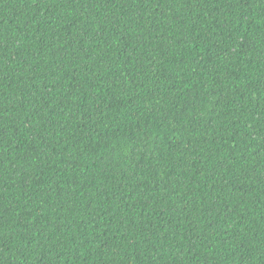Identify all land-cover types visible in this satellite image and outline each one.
<instances>
[{
    "label": "trees",
    "instance_id": "trees-1",
    "mask_svg": "<svg viewBox=\"0 0 264 264\" xmlns=\"http://www.w3.org/2000/svg\"><path fill=\"white\" fill-rule=\"evenodd\" d=\"M0 264H264V0H0Z\"/></svg>",
    "mask_w": 264,
    "mask_h": 264
}]
</instances>
